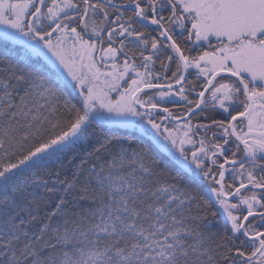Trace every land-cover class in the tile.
I'll use <instances>...</instances> for the list:
<instances>
[{
  "label": "snow or ice",
  "instance_id": "obj_1",
  "mask_svg": "<svg viewBox=\"0 0 264 264\" xmlns=\"http://www.w3.org/2000/svg\"><path fill=\"white\" fill-rule=\"evenodd\" d=\"M0 264H264V0H0Z\"/></svg>",
  "mask_w": 264,
  "mask_h": 264
},
{
  "label": "trees",
  "instance_id": "obj_2",
  "mask_svg": "<svg viewBox=\"0 0 264 264\" xmlns=\"http://www.w3.org/2000/svg\"><path fill=\"white\" fill-rule=\"evenodd\" d=\"M169 107L172 108L173 111H175V112H182V111H183L182 108L177 107L176 105H172V104H170ZM209 112H210V110H209ZM199 119H201V121L204 122L202 117L199 118ZM174 123H175V122H174ZM122 134H125V133L122 132Z\"/></svg>",
  "mask_w": 264,
  "mask_h": 264
},
{
  "label": "rangeland",
  "instance_id": "obj_3",
  "mask_svg": "<svg viewBox=\"0 0 264 264\" xmlns=\"http://www.w3.org/2000/svg\"><path fill=\"white\" fill-rule=\"evenodd\" d=\"M101 79H103V78H101ZM113 96H115V93H113Z\"/></svg>",
  "mask_w": 264,
  "mask_h": 264
}]
</instances>
